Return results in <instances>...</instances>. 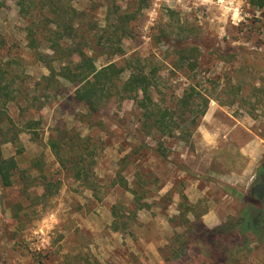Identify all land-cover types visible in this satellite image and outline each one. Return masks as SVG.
Wrapping results in <instances>:
<instances>
[{"label":"rangeland","instance_id":"1","mask_svg":"<svg viewBox=\"0 0 264 264\" xmlns=\"http://www.w3.org/2000/svg\"><path fill=\"white\" fill-rule=\"evenodd\" d=\"M0 2L7 42L0 57L20 63L12 66L24 71L28 93L9 106L10 116L18 129L26 120L41 123L36 133H20L21 156L15 145L0 144V158L17 157L28 177L17 174L9 188L0 181V264H237L208 233L232 228L231 244L244 238L236 226L264 165V67L248 64L264 62V0L69 2L100 27L114 23L116 12L135 13L125 55L113 60L140 59L147 73L157 68L153 97L174 112L173 137L143 125L130 100L106 106L90 127L83 108L69 100L72 85L60 88L61 98L37 85L49 72L27 47L30 18L18 0ZM187 46L198 52L182 62L179 51ZM108 62L101 57L97 65ZM192 89L195 100L186 106ZM200 94L211 99L203 117L195 114ZM57 129L91 138L96 164L87 166L88 182L96 190L58 162L48 146ZM120 178L128 189L114 184ZM47 183L55 186L44 198ZM133 190L149 208L136 210ZM249 247L243 264H264V249H257L264 244Z\"/></svg>","mask_w":264,"mask_h":264},{"label":"trees","instance_id":"2","mask_svg":"<svg viewBox=\"0 0 264 264\" xmlns=\"http://www.w3.org/2000/svg\"><path fill=\"white\" fill-rule=\"evenodd\" d=\"M70 1L18 0L17 2L20 14L24 18H30L28 26L24 29L27 47L33 52L35 59L42 63L49 72V75L43 76L37 85L43 86L44 91L52 92L55 97L61 94L59 98L64 95L60 93V88L67 84L72 85L74 91L69 100L83 108L85 111L83 118L88 120L90 127L95 126L92 122L106 106L112 102L121 105L130 100L141 112L143 125L148 126L154 132L173 137L177 129L173 127L175 125L174 112L169 108L159 106L153 97V92L158 88L157 68L153 67L147 73L140 59H128L123 65L113 60L125 55L123 40L130 34L129 23L135 19V13L116 12L113 15L114 23L100 27L86 23L84 17L87 16V12L77 11L69 6ZM3 6L0 2V14ZM111 16L107 15V19L110 20ZM6 45L7 42L0 31V52ZM197 52L198 49L193 46L181 49L179 51L183 56L181 61L185 60L184 56L195 55ZM101 57L107 58L110 62L99 67L97 62ZM255 63L251 59L248 64L259 71L264 67V62L260 68ZM14 64H16L14 61L4 63L0 57V144L15 145L17 156H21L24 147L20 141V133L24 131L36 133L41 123L34 119L26 120L22 129H18L10 116L9 106L27 99L28 96L22 87L24 71L15 69L12 66ZM16 65L20 66V63ZM126 71H130V75L126 81H123L122 76ZM193 92L194 89L191 94L187 93L182 99V103L184 102L186 106H188V100H195ZM197 97L202 102L200 105L202 110L196 111L195 114L203 117L209 108L211 99L201 94ZM68 135L67 130L57 129L56 136L50 138L48 146L61 166L67 167V164H71L76 178L86 181L91 190H96L94 185L88 182L90 177L87 166L96 164L95 154L89 151L91 138ZM138 150L135 147L133 152L136 153ZM154 152L157 153V150ZM68 157L71 159L69 160ZM26 173L27 170L21 169L17 157L0 158V181L4 187H12L17 174H21L24 179L28 178L25 176ZM114 184L125 189L129 188L127 181L123 178ZM54 186L52 183H47L42 197L52 196ZM132 193L135 196L137 211L149 208L138 191L133 190ZM262 212L264 215V210ZM248 221L251 223L250 234L245 224H237V230L244 238L237 240L236 245L229 241L232 228L222 229L219 233L217 231L208 233L215 246L221 243L227 246L219 247L224 252L225 259H231L237 264L247 263L253 251L249 246L252 243L258 246L264 244V225L256 226L252 220ZM114 229L117 230L116 225ZM257 249L261 251L264 247H257Z\"/></svg>","mask_w":264,"mask_h":264},{"label":"flooded vegetation","instance_id":"3","mask_svg":"<svg viewBox=\"0 0 264 264\" xmlns=\"http://www.w3.org/2000/svg\"><path fill=\"white\" fill-rule=\"evenodd\" d=\"M255 181L252 184L250 189V200L245 206L243 216L240 217L239 225H246L249 228V234L251 233V223L248 221L249 219L253 221V224L256 226L264 225V215L261 211L255 217H252L253 210H257L258 208H264V165H262L261 170L254 177ZM253 178V179H254ZM253 207V209H251Z\"/></svg>","mask_w":264,"mask_h":264}]
</instances>
